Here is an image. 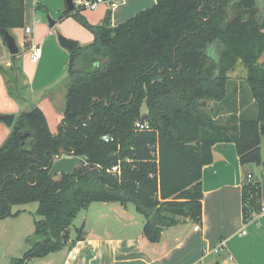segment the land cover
Listing matches in <instances>:
<instances>
[{"label":"trees","instance_id":"16d2710c","mask_svg":"<svg viewBox=\"0 0 264 264\" xmlns=\"http://www.w3.org/2000/svg\"><path fill=\"white\" fill-rule=\"evenodd\" d=\"M74 2L58 20L74 18L94 39L69 50L57 133L30 102L21 53L0 64L21 107L0 146V219L35 201L42 217L41 238L9 264H33L83 239V226L74 239L70 227L93 202L133 203L151 242L181 217L200 224L203 168L217 142H234L242 165L264 163V0H156L115 26L92 23ZM24 26L25 0H0V35ZM239 63L246 75H231ZM61 149L87 160L72 174L51 175ZM259 201L260 184L248 181L245 220Z\"/></svg>","mask_w":264,"mask_h":264},{"label":"crops","instance_id":"0c3cea01","mask_svg":"<svg viewBox=\"0 0 264 264\" xmlns=\"http://www.w3.org/2000/svg\"><path fill=\"white\" fill-rule=\"evenodd\" d=\"M155 3L156 0H120L113 10L101 5L95 12L84 14L92 23H101L110 15L111 24L115 26ZM38 5L45 6L54 18H59L67 7L66 0H25V28L10 30L16 38L20 53L22 48L16 37L18 30L26 32V28H31V33H28L30 38L27 32L25 34L31 41V47L26 54H30L33 46L40 45V41L45 42L48 38L55 40V34L40 23L45 14L37 9ZM104 16L106 18L100 21ZM59 24L65 38L81 44L90 43L94 39V35L72 17ZM40 25L44 27V31L41 29V34L36 32L34 37V29ZM25 42L23 41L24 44ZM2 44L4 43H1L0 37V53L3 57L0 64L10 66L12 55L7 44ZM59 52L64 55V51ZM43 55L42 51L40 60ZM29 60L32 63L40 62H33L31 57ZM242 68L246 74L243 65ZM66 71L61 69L52 76L53 80L44 84L45 97L54 103L66 95V85L53 89L66 76ZM30 75L31 78L28 74L27 77L33 91L36 86L32 72ZM31 97V104L39 106L40 100L34 91ZM20 111L18 102L9 98L0 73V114H15L16 117ZM60 113L64 114V108H60ZM10 132L0 121V144ZM213 157V162L203 168V217L199 230L194 229L196 223L190 218L181 217L178 224L163 231L159 242H151L143 233L145 217L136 210L135 205L130 208V203L124 206L119 202H93L87 209L92 204L102 206L101 215L95 223L96 230H91L87 219L83 224V239L60 250V264H264V163L242 165L234 142L214 144ZM248 181L260 184L261 209L253 212L250 220H245L244 192ZM97 211L99 212V207ZM75 237L71 234L72 239ZM218 247L222 248L216 252Z\"/></svg>","mask_w":264,"mask_h":264},{"label":"rangeland","instance_id":"374dc122","mask_svg":"<svg viewBox=\"0 0 264 264\" xmlns=\"http://www.w3.org/2000/svg\"><path fill=\"white\" fill-rule=\"evenodd\" d=\"M40 11H42L45 14V15L43 14L44 16L41 18L40 23L46 25V27L55 34V40H53L54 38H48L45 42L43 41L39 42L40 47L42 48L44 54L40 62L38 63L30 62L29 60L30 54L29 53L26 54V51L28 49L25 47V44L23 43V41L25 42V40H27V37L25 36L26 34L25 30L16 31V37H17V41L20 44V47L22 48L21 56H22V62L24 63V69L27 72L25 73L26 76L28 74L29 77L31 78L30 74L32 72V78L34 79V85L36 86L35 89H33V91L35 92L36 97L37 98L39 97L38 99L40 100L39 107L46 114L51 130L54 133H57L61 125L62 115H63L62 113H60V108L65 109V104H66L65 96L58 98L57 101L58 100L59 101L54 103V101H51L49 98L45 97L44 93L46 92V87H44V84L45 82L48 83L50 82V80H53L54 77L52 76L58 74V72L61 69L67 70L69 63V58H68L69 49L64 47L60 42V36H64V34L61 33V27L59 24L61 21L58 20L59 18H54L49 14V12L45 11L44 9H40ZM92 12L95 11L89 9L84 10L85 14L86 13L89 14ZM105 16L100 21L104 20L106 18ZM50 19H54L57 22L53 26H50L51 25ZM41 29L44 31V27L41 25L39 27L38 26L35 27L33 33L34 37H36V32H38V34L39 33L41 34ZM0 37H1V43H4L2 45H6L1 35ZM28 38H30L29 34H28ZM60 50L64 51V55H61V53L59 52ZM2 58L3 57L1 56L0 53V61L3 60ZM263 60H264V55L261 58V61ZM244 71L245 70L244 68H242V65L238 64L237 68L233 72H231L232 73L231 75L245 76L246 74L244 73ZM65 79L66 76L63 78V80L57 82V84L53 89L56 88L58 89L59 87L66 85ZM33 91H31L30 97L33 95ZM10 97L11 96L9 95V98ZM209 103L211 104L213 102H209ZM4 125L11 130V128L7 124L4 123ZM9 134L7 135V137L9 136ZM3 142L0 144V146L3 144ZM262 142H263L262 144H263V154H264V136L262 137ZM129 205L130 208L134 207L133 203H130ZM38 207H39V203L37 201L26 204L14 205L12 208L13 214L0 219V264H9L13 258L22 257L24 252L30 248L33 242L41 238V237H37V235L35 234V221L37 219L42 218L41 215L38 214ZM98 207H99V212L97 211ZM100 207L102 206L99 204H92L90 208L83 209L79 212V214L74 219L73 224L70 227L72 236L77 235V228L82 227L87 219L89 226L91 227V230L93 231L96 230L95 223L96 221H98L99 216L101 215ZM60 257H62V254L60 251H57L48 257L46 256L44 258H35L32 260V263L60 264L59 262Z\"/></svg>","mask_w":264,"mask_h":264},{"label":"water","instance_id":"95a60500","mask_svg":"<svg viewBox=\"0 0 264 264\" xmlns=\"http://www.w3.org/2000/svg\"><path fill=\"white\" fill-rule=\"evenodd\" d=\"M66 5L68 9H74L75 8V2L74 0H66ZM106 25H110V19L106 18L103 21ZM50 24L53 26L54 20L50 19ZM1 34L3 36V39L5 40L7 47L9 49V52L11 55H17L20 53V48L16 42V38L8 29H1ZM60 42L61 44L66 47L69 50L74 49L78 42L72 39L65 38L63 36H60ZM15 114H0V121L7 124L9 127L13 126L14 120H15ZM148 119V115H144L142 117V121L145 122ZM27 135H23L22 138L24 139ZM87 160L86 156H77L73 154H66L65 149H61L60 153L55 157V161L50 167L49 173L51 175H56L61 172H65L68 174H72L76 171V168L78 165L81 164L82 161Z\"/></svg>","mask_w":264,"mask_h":264},{"label":"built area","instance_id":"2783aa9c","mask_svg":"<svg viewBox=\"0 0 264 264\" xmlns=\"http://www.w3.org/2000/svg\"><path fill=\"white\" fill-rule=\"evenodd\" d=\"M119 2H120V0H77L76 4H79L83 8L89 9V10H97L101 5H105L109 9L113 10L118 6ZM26 32L31 33V28H29V27L26 28ZM41 56H42V48L40 47V45L33 46L32 50L30 52L31 60L33 62H38L40 60ZM137 126L143 127L144 125H142L140 122H138ZM104 138L106 140H109L108 136H105ZM117 170H118V166H114L113 171H117ZM263 210H264V208H263ZM194 229L199 230L200 224H196ZM243 233H245V231ZM220 248H222V247L216 248L215 251L218 252L220 250Z\"/></svg>","mask_w":264,"mask_h":264}]
</instances>
